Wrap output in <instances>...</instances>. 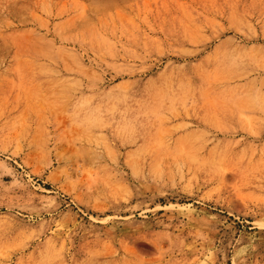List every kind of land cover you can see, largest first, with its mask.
<instances>
[{
    "label": "rangeland",
    "instance_id": "obj_1",
    "mask_svg": "<svg viewBox=\"0 0 264 264\" xmlns=\"http://www.w3.org/2000/svg\"><path fill=\"white\" fill-rule=\"evenodd\" d=\"M0 264H264V0H0Z\"/></svg>",
    "mask_w": 264,
    "mask_h": 264
}]
</instances>
